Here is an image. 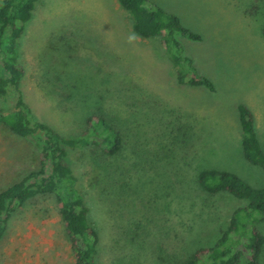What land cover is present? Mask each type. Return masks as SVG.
Returning a JSON list of instances; mask_svg holds the SVG:
<instances>
[{"label":"rangeland","instance_id":"rangeland-1","mask_svg":"<svg viewBox=\"0 0 264 264\" xmlns=\"http://www.w3.org/2000/svg\"><path fill=\"white\" fill-rule=\"evenodd\" d=\"M148 5L177 16L200 36L173 38L216 92L179 84L170 61L178 47L166 48V33H134L117 0H39L21 40L22 88L37 119L64 136L85 130L93 106L67 100L71 91L57 84L58 77L73 74L72 80L96 86L93 94L103 96L123 138L98 184L92 182L93 151L72 154L100 238L98 264H184L197 249L213 246L247 202L207 193L198 183L204 170L231 172L264 187V170L244 156L238 112L240 104L253 112L264 150V0ZM14 102L0 100V116ZM40 154L38 140L22 138L0 121V191L40 170ZM62 187L70 190V181ZM256 217L249 218L251 227ZM256 226L264 238V222ZM0 264H74L54 196H37L11 216L0 240Z\"/></svg>","mask_w":264,"mask_h":264},{"label":"trees","instance_id":"trees-1","mask_svg":"<svg viewBox=\"0 0 264 264\" xmlns=\"http://www.w3.org/2000/svg\"><path fill=\"white\" fill-rule=\"evenodd\" d=\"M38 1L0 2V100L9 102L15 98L13 107L0 116V121L14 134L38 140L41 147V169L0 191V240L9 219L19 208L37 196H54L70 241L74 264H98L100 238L89 221L90 210L79 191L80 177L72 154L93 151L92 182L98 184L103 171L112 166L110 160L122 150L123 138L115 127L113 111H107L103 106V96L93 94L96 86L86 85L88 83L80 77L76 78L78 81L72 80L73 74L70 78L58 77L57 84L71 91L67 100L93 106V113L86 118L85 130L81 134L64 136L35 117L22 88L25 71L20 62V47ZM117 2L128 13L134 33L143 38L166 33V48H172L171 44L178 47L180 54L172 52L170 61L177 69L179 84L216 92L214 83L208 77L198 75L192 59L183 55L173 38L174 33H180L191 40H200L198 34L185 28L177 16L162 8L150 7L148 0ZM238 112L244 156L252 165L264 170V150L257 135L254 114L243 104L238 105ZM48 163L50 174L46 172ZM64 181H70V190L63 191ZM198 183L207 193H228L247 203L234 211L228 228L213 246L197 249L184 264H260L264 238L255 225L264 222V187L254 188L234 173L217 170L200 172ZM253 215L257 216L253 219L256 224L251 227L249 218Z\"/></svg>","mask_w":264,"mask_h":264}]
</instances>
